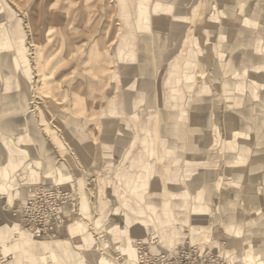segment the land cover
<instances>
[{
	"label": "rangeland",
	"instance_id": "rangeland-1",
	"mask_svg": "<svg viewBox=\"0 0 264 264\" xmlns=\"http://www.w3.org/2000/svg\"><path fill=\"white\" fill-rule=\"evenodd\" d=\"M143 1L144 7L152 6ZM178 1V12L197 15L186 20L188 27L195 28L188 51L194 60L188 59L185 70L187 83H169L171 101L166 102L173 111L184 113L179 123L187 124L186 129L169 128L178 131L182 143H190L184 149L164 146L163 123H155L147 108L146 53L157 46L154 36L145 40L128 30L137 25L136 0H0V162L10 141L1 129L4 121H13L9 109L21 115L28 129L44 126L46 139L54 135L60 140L65 137L62 126L72 122L69 113L74 110L81 127L84 123L80 121L85 119L81 113H91L85 127L93 140L99 138L100 115L120 117L126 112L127 118H119L129 131L123 137L132 139L134 129L133 140L139 146L136 153L125 148L123 162L117 163L114 149L99 148L97 141L96 150L111 162L94 165L91 174L65 172L56 162L28 186L29 192L20 196L22 202L39 187L70 193L65 221L55 237H34L12 216L15 207L0 203L1 264H136L138 240L150 244L153 253L193 245L218 257L220 264H264V251L253 253L248 248L243 253L242 247L240 254L232 255L235 246L229 238L214 240L233 223L232 237L243 238L247 225L248 235L262 234L264 247V181L261 188L252 179L250 189L245 190L249 183L243 180L250 173L246 166L249 157L245 158L249 155L252 174L260 172L264 178V147L250 149L255 139L264 140V132L246 133L239 125L230 131L227 121L242 108L238 95L244 85L239 66L234 68L236 83L230 84L229 66L250 38L258 52L264 44V0ZM141 22L151 29L150 21ZM179 22L173 21L169 27L176 28ZM101 27L117 29L118 34L106 37L103 46L97 47ZM246 27L252 29V37L246 34ZM223 30L236 31L234 42L240 46L222 51L224 43L232 45V39L222 41L219 34ZM151 70L157 80L162 77V68ZM140 78L144 93L137 92ZM84 98L91 101V107ZM155 102L160 113L157 108L164 106L160 85ZM261 111L264 108L259 104L252 106L248 120H260ZM240 118L237 114L235 122L242 123L244 118ZM230 150L238 156L235 164L229 162L234 160ZM235 165H241L236 184L228 183L226 178ZM206 166L215 170L208 171ZM256 192L261 196L253 195ZM49 244L60 249H46Z\"/></svg>",
	"mask_w": 264,
	"mask_h": 264
},
{
	"label": "crops",
	"instance_id": "crops-1",
	"mask_svg": "<svg viewBox=\"0 0 264 264\" xmlns=\"http://www.w3.org/2000/svg\"><path fill=\"white\" fill-rule=\"evenodd\" d=\"M148 3H151L152 6L144 7V1L136 0V19L137 25H135L132 29V33L134 36H141L145 40H149L148 36H154L156 42L155 51L146 53L148 56V75L144 77V84H147L148 87V111L150 115L153 116L154 122H162L163 129L161 131V137L163 141H165V147L172 148H187V141H181L180 138H177L180 135L177 133V130H171L169 128L178 125L181 129H186L187 124L183 125L179 123L184 113L182 110L173 111L174 109L166 104L167 101L170 100V91L171 87L169 83H180L186 84L187 80V72L186 67L188 63V59L194 60L193 56L188 57L189 45L191 44V36L194 35L195 32L191 27L186 25V20L190 19L194 20L197 18V15L191 13L189 16L188 13L183 14L181 11H177V3L178 0H157L155 2H151V0H147ZM245 4V13H248V7ZM150 10L151 13H148ZM172 10V11H171ZM141 21H150L152 23L151 29L148 28L146 24ZM173 21H180L178 27L170 28L169 26L173 23ZM177 24V23H176ZM127 29V28H126ZM150 29V31H148ZM117 29H113L109 31V29L100 28V34L95 41L94 46L101 47L108 36L117 35ZM116 32V33H115ZM245 32L247 35L252 37V29L245 28ZM129 33V31H128ZM204 30L202 29L201 35L204 36ZM236 35V31L231 30H223L219 34L222 41L226 40L230 41L232 39V45L230 43H224L222 47V51L228 52L231 47L233 49L237 44L234 42V37ZM171 41H174L171 44ZM217 41H220V38H217ZM264 45V44H263ZM260 46V51H256L252 45V39L250 38L249 44H243V50L239 49V57L235 58L233 61L232 69L229 71V82L230 84L236 83L235 71L234 68L239 66L240 73L243 74V92L241 95H238L239 100H243L242 108L239 111L230 114L229 119H227L229 126L233 129L241 128L240 130H244V132L248 133L251 131H262L264 132V113L261 111L260 120L255 118L254 120H248V116L252 117V106L255 104H259V107L264 108V46ZM237 46H240L237 45ZM162 53V54H161ZM199 61V60H197ZM201 63V61H199ZM215 64V66H217ZM152 67L154 68H162L163 74L160 79L157 80L156 77L152 74ZM167 69V70H166ZM255 69H257L255 73ZM163 79V80H162ZM162 80V81H161ZM139 86L137 92L144 93V90L141 88V78L139 80ZM153 85V88H152ZM157 85H160V90L164 99V106L162 108H157L161 110L160 113L156 110V94H157ZM143 87V86H142ZM146 88V87H144ZM179 91L182 92L181 86ZM153 92V97H152ZM82 96V95H81ZM258 96V97H257ZM80 97V96H79ZM87 99V98H86ZM86 99L84 98L85 102ZM153 100V101H152ZM153 102V106H152ZM87 103L89 107L92 106L90 100L87 99ZM124 104V103H123ZM127 104H132V101L127 100ZM118 106V104H117ZM120 108V105H119ZM118 108V109H119ZM124 110V107H123ZM10 116L13 117L12 122H5L2 125L4 133H6V137L10 138L8 141V150L5 147V159L3 162H0V203L6 202L12 207L18 208L23 202L20 196H24L29 192L28 186L33 183V181L38 180L43 174L47 172L48 169L54 167L55 163L59 167H61L65 172L71 171L76 174V171L80 173L85 172L91 174L93 172L92 168L94 165H101L103 163L111 162L110 158L106 159L105 156L102 155L101 151L98 152L96 142L98 141L99 148L104 149H114L115 156L113 157L117 163L123 162L124 149H133V153H136V150L139 149V146L135 145L136 141L134 138V129H131L132 139H125L123 137L124 133H128L127 129L123 125V121H119L120 117L124 115V118H127V113L123 112L121 116H112V115H100L102 118V127L98 129L99 138L98 140H93L92 133L86 129L85 125L87 122L91 120V113L84 111L80 116L84 117L83 127L80 124H77L76 117L78 114L73 111L72 114L69 113V118L71 117L73 120L71 123H68L66 127L62 126L65 131V137L60 140L58 138H54V135L50 139H46L44 136L45 128L44 126H31L28 129L26 121L21 119V115H14L13 109H9ZM237 114L240 117H243V122H235L237 121ZM242 121V118H240ZM76 122V124H75ZM111 123L113 126L109 127L107 124ZM239 123V124H238ZM254 123V124H253ZM252 124L255 127H252ZM100 125V126H101ZM107 125V126H106ZM106 126V127H105ZM28 131V132H27ZM182 131V130H181ZM180 131V133H181ZM196 131V128L194 129ZM54 130H52V133ZM76 137V138H75ZM194 140L190 141L191 147H197L195 145V137ZM82 141V142H81ZM248 147V145H244ZM257 147H264V140L256 141L254 140L253 147L250 149H254ZM70 149H74V152H70ZM77 149V150H76ZM234 151L230 150L232 159L229 162H233L235 164V159H238V156L232 154ZM122 153V154H120ZM198 151L194 154L197 155ZM193 154V155H194ZM182 158L178 155V158ZM247 160V168L250 169V173L244 176L245 180H248L249 186H244V189H250V184H252V179L256 182L255 185H261L263 183L264 178L260 174L257 175L252 174V156H246ZM198 157H195L196 160ZM181 160V159H179ZM151 161V159H149ZM264 161V160H263ZM128 162H130L128 160ZM134 162V160L132 161ZM137 162V161H136ZM197 161L193 162L196 164ZM208 164H211L208 162ZM241 165L233 166V173L228 176V183L234 182L236 184V175L239 173V168ZM208 171H214V167L206 166ZM83 174V173H82ZM200 174V173H199ZM85 175V174H84ZM83 175V176H84ZM31 187V186H30ZM29 187V188H30ZM50 188V187H47ZM28 190V191H27ZM253 195L261 196V193H253ZM12 197V199H11ZM21 202V203H20ZM235 224L231 223L222 232V236H216L214 238L215 241L220 242L224 239L230 240V244L235 246L233 250L231 247L232 255L240 254L242 247H244L243 253H247V249L250 248L253 253H262L264 251L263 242H262V234L256 232V235H248L247 231L249 228L247 225L243 227L242 237L232 235L229 233V230ZM207 251V249H203ZM261 251V252H260ZM231 255V256H232ZM249 255V254H247Z\"/></svg>",
	"mask_w": 264,
	"mask_h": 264
},
{
	"label": "built area",
	"instance_id": "built-area-1",
	"mask_svg": "<svg viewBox=\"0 0 264 264\" xmlns=\"http://www.w3.org/2000/svg\"><path fill=\"white\" fill-rule=\"evenodd\" d=\"M69 194L57 187H39L31 197L12 210V216L36 238L55 237L66 218L64 208L70 199ZM135 249L136 264H220L218 257L203 253L193 245H182L174 252L153 253L150 244L138 240ZM2 260L4 257L0 255V264Z\"/></svg>",
	"mask_w": 264,
	"mask_h": 264
},
{
	"label": "bare ground",
	"instance_id": "bare-ground-1",
	"mask_svg": "<svg viewBox=\"0 0 264 264\" xmlns=\"http://www.w3.org/2000/svg\"><path fill=\"white\" fill-rule=\"evenodd\" d=\"M22 244H24V242L22 243ZM49 248H51L52 250H57V249H60L58 246H56V245H51V244H49L47 247H46V249H49Z\"/></svg>",
	"mask_w": 264,
	"mask_h": 264
}]
</instances>
